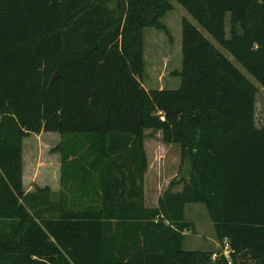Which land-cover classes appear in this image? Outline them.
Listing matches in <instances>:
<instances>
[{
	"label": "trees",
	"instance_id": "obj_1",
	"mask_svg": "<svg viewBox=\"0 0 264 264\" xmlns=\"http://www.w3.org/2000/svg\"><path fill=\"white\" fill-rule=\"evenodd\" d=\"M175 1L206 35L183 18L179 87L146 90L144 30L167 33L169 0H0V264H227L183 249L197 203L234 264H264V105L256 126L257 88L220 50L264 90V0ZM149 130L191 165L153 209ZM41 132L61 138L55 199L23 190Z\"/></svg>",
	"mask_w": 264,
	"mask_h": 264
},
{
	"label": "rangeland",
	"instance_id": "obj_2",
	"mask_svg": "<svg viewBox=\"0 0 264 264\" xmlns=\"http://www.w3.org/2000/svg\"><path fill=\"white\" fill-rule=\"evenodd\" d=\"M173 10L167 12L161 22L167 33L153 28L144 30V75L143 86L146 90L177 89L180 77L175 73L181 71V21L187 18L206 35L205 31L187 14L175 0H169ZM229 31V18H226V32ZM222 53L256 86L255 124L261 126L264 105V90L253 78L240 67L235 60L220 49ZM60 144L57 133L41 132L31 134L23 140V190L25 193H35L44 190L52 198H56L62 188L59 181V165L61 156L55 151ZM178 146L166 144L162 140L161 131H146L143 150L146 156L147 168L143 176V186L149 203L154 202L157 195L166 188V182L173 177L178 179L184 162L178 151ZM57 195V196H56ZM56 196V197H55ZM58 198V197H57ZM186 220L194 226L185 233L183 249L187 251H208L213 237L212 225L208 213L202 204L186 206Z\"/></svg>",
	"mask_w": 264,
	"mask_h": 264
},
{
	"label": "crops",
	"instance_id": "obj_3",
	"mask_svg": "<svg viewBox=\"0 0 264 264\" xmlns=\"http://www.w3.org/2000/svg\"><path fill=\"white\" fill-rule=\"evenodd\" d=\"M178 72V71H177ZM175 75H176V73H175ZM59 139H60V142H61V138H60V136H59ZM170 145H174L175 147L176 146H178V145H175V144H170ZM179 147V146H178ZM178 151H179V154H180V156H181V149H180V147L178 148ZM182 158V157H181ZM61 167H62V165H61V161H60V165H59V181H61ZM172 180H173V177L172 178H170L167 182H166V184H165V186H166V188H165V190L163 191V192H161V193H159L158 195H157V197H156V199H155V201L154 202H151V203H149V199H147V197H146V192H145V189H144V186H143V205H144V207L145 208H147V209H153V208H156L157 207V202H158V198L162 195V194H164L168 189H169V185H170V183L172 182ZM60 185H61V183L59 182V190H58V192L60 191ZM89 187V186H88ZM182 189H183V185L182 184H180V185H175L172 189H171V192H173V193H180V192H182ZM84 193H85V197L87 198L88 196V198L89 199H91L93 196H91L92 195V193L90 192V190H88V189H86L85 188V190H84ZM197 204H200V203H197ZM188 205H190V204H188ZM203 205V204H202ZM187 206V205H186ZM186 206L184 207V217H185V220H186V215H185V212H186ZM205 207V206H204ZM206 209V208H205ZM206 211H207V209H206ZM207 213H208V211H207ZM208 216H209V214H208ZM209 220H210V217H209ZM187 221V220H186ZM189 222V221H188ZM210 222H211V225H212V231H213V237H211V239H210V242L212 243V245L210 246V249L208 250L209 252H217V251H219V249L221 248V242H219V240L216 238V235H215V231H214V226H213V223H212V221L210 220ZM191 229H193V231H194V226L191 228Z\"/></svg>",
	"mask_w": 264,
	"mask_h": 264
},
{
	"label": "built area",
	"instance_id": "obj_4",
	"mask_svg": "<svg viewBox=\"0 0 264 264\" xmlns=\"http://www.w3.org/2000/svg\"><path fill=\"white\" fill-rule=\"evenodd\" d=\"M235 251L231 248L229 241L225 238L221 242V254L224 257L227 264L233 263V254Z\"/></svg>",
	"mask_w": 264,
	"mask_h": 264
},
{
	"label": "water",
	"instance_id": "obj_5",
	"mask_svg": "<svg viewBox=\"0 0 264 264\" xmlns=\"http://www.w3.org/2000/svg\"><path fill=\"white\" fill-rule=\"evenodd\" d=\"M58 75L55 74L51 80H50V85L57 79ZM190 171H191V165L189 163L188 160H186L184 162V165H183V169H182V172L181 174L178 176V180L179 181H189V174H190Z\"/></svg>",
	"mask_w": 264,
	"mask_h": 264
}]
</instances>
